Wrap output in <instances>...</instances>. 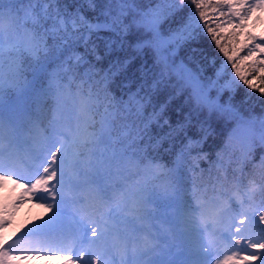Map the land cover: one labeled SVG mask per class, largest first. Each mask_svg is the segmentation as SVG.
<instances>
[{"label":"snow or ice","instance_id":"1","mask_svg":"<svg viewBox=\"0 0 264 264\" xmlns=\"http://www.w3.org/2000/svg\"><path fill=\"white\" fill-rule=\"evenodd\" d=\"M257 10L264 0H0V187L19 190L12 207L43 210L0 235V264L42 252L65 264H264V103L256 113L233 100L240 87L242 103L264 98V34L228 43ZM205 38L224 83L205 75ZM216 121L228 130L201 169ZM182 181L194 250L153 219L154 196Z\"/></svg>","mask_w":264,"mask_h":264},{"label":"rangeland","instance_id":"2","mask_svg":"<svg viewBox=\"0 0 264 264\" xmlns=\"http://www.w3.org/2000/svg\"><path fill=\"white\" fill-rule=\"evenodd\" d=\"M245 29H237V35L235 37L231 36V35H228V43L229 45L233 48V49H239L240 46L245 43V33L246 32H249L248 28L251 29V27L254 29V32H250V33H253V34H256L255 31L257 32H260L262 31L264 33V19L263 20H260L258 19L256 16H255V13L252 14V17L250 19H248L247 21H245ZM228 26L227 28H222L220 29V31L222 33H225V34H229L233 31V29ZM211 47V46H209ZM211 53H214L215 50L211 47ZM230 55L232 54V52L229 53ZM247 55V52L246 51H242L241 52V60L238 61V64L242 65V71H246V70H250L246 67V65L249 63V62H246L243 60V57ZM208 58H206V60L209 62V66L205 72V75H212V76H215V73L217 71H220L221 73V79H220V83H224V80H225V70L221 69L220 67V60L223 59L222 56H217L216 57V63L215 64H212L211 61H212V55H208L207 56ZM261 59H264V57H261ZM228 73L231 72V69H230V66H228L227 70H226ZM261 74H264V73H261ZM255 83L257 84H260V82L258 80H254ZM212 93H216L215 91H213ZM235 96L237 97V99H234V102L237 103V102H243L245 101V97H246V90L244 87H240L236 93H235ZM228 98V93L226 92L224 94V96H222V99H227ZM239 100V101H238ZM261 103H264V98H261L259 97V93H253L251 97H249L247 99L246 102L242 103L243 106L245 107V109L251 105L253 106V109L256 113H260L261 109H260V104ZM24 206L26 207L27 210H30V209H33V208H36L37 206H35L34 204H31V203H28V202H25L23 203ZM22 205V204H21ZM20 206V205H19ZM17 210V208L15 209ZM2 212H3V209H2ZM5 213V212H4ZM9 212L7 211L6 214H8ZM7 230H9L11 227H6ZM7 230L3 231V232H8ZM12 231V229H11ZM53 257V255H51L50 253H47L45 252L44 254H27V255H21V254H17V261L18 263H21V264H34L35 262L37 261H48L49 259H51Z\"/></svg>","mask_w":264,"mask_h":264},{"label":"trees","instance_id":"3","mask_svg":"<svg viewBox=\"0 0 264 264\" xmlns=\"http://www.w3.org/2000/svg\"><path fill=\"white\" fill-rule=\"evenodd\" d=\"M5 2H6V0H5ZM255 16H257V14ZM257 18L259 19L258 16H257ZM227 27L228 26H225L224 28H227ZM248 30H249V32H252V31L254 32V29L252 27H251V29L248 28ZM255 33L257 34L258 32L255 31ZM259 33H261V32H259ZM209 46H211L214 49V45L211 44L209 39L205 38V39L199 41L200 50L204 51V52H207L209 55H212L213 53L210 52L211 51V47H209ZM206 58H208V57H204L203 59H206ZM211 95L213 97H215L216 93H211ZM234 99H237V97L235 95L233 97V100ZM224 100H226V99H222V97H221V102H223ZM236 104L241 107V110H245V107L243 106L242 102H237ZM214 127H215V131H216L217 134L214 135V136H210L208 138V140L205 142V144L203 146V149H202L203 152L208 153L209 159L208 160H202V161L199 162L201 169L207 170L209 168V166H210V162L216 160V152L220 149V147H221V145L223 144V141H224L223 133H226V131L228 130V128L225 125V122H223V121H216ZM256 155H257V159H258L259 155H260V150L259 149H257ZM197 171H199V169H197ZM204 175H205V178H207V175H208L207 171H205ZM181 183L183 185V187H181V189L183 191H186V187H187L186 182L182 181ZM183 194H184V197H185V205H186L185 207L188 208L189 204L191 203V199L187 195V191L184 192ZM18 218H19L18 221H19L20 225L21 224L26 225L27 222L30 219H32V220L35 219V218L31 217V216L24 217V215L22 213H19V217ZM14 226H11V228L9 230H7L6 227L3 228V229H0V235H4V234L10 232L11 229L12 230L14 229ZM5 230H7L8 232H3Z\"/></svg>","mask_w":264,"mask_h":264}]
</instances>
